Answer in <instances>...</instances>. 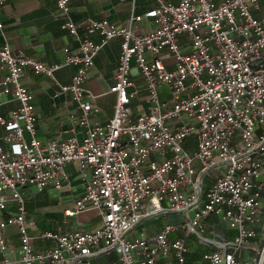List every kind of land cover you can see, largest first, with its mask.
<instances>
[{
    "label": "built area",
    "instance_id": "2783aa9c",
    "mask_svg": "<svg viewBox=\"0 0 264 264\" xmlns=\"http://www.w3.org/2000/svg\"><path fill=\"white\" fill-rule=\"evenodd\" d=\"M156 2L130 16L147 18L142 32L88 18L81 35L68 15L69 0H56L65 15L61 26L78 41L74 50L63 48L60 62L0 46V98L18 102L0 111V264H91V257L109 251L119 264H264V242L247 260L238 256L256 233L247 224L264 223V0ZM94 31L102 34L99 42L89 37ZM115 35L121 36V48L109 86L116 95L113 115L105 124H90L94 105L83 82L95 54ZM163 51L173 57L172 67ZM73 64L71 82L59 83L56 70ZM133 65L144 79L148 107L134 116ZM27 68L51 78L60 93H71L81 112L69 119L73 129L85 125L81 139H38L33 93L23 81ZM162 85L167 98L161 97ZM66 161L76 164L82 182L66 214L94 206L101 223L32 235L29 228L36 226L28 218L23 187L61 188L68 178ZM213 171L216 177L207 183ZM169 212L186 218L155 233L135 231L143 218ZM222 221L236 230L231 240L216 237ZM11 224L19 234L15 259L8 257L4 235ZM180 228L182 235H174ZM187 232L203 241L198 256H192ZM35 237L54 244L35 249Z\"/></svg>",
    "mask_w": 264,
    "mask_h": 264
},
{
    "label": "crops",
    "instance_id": "0c3cea01",
    "mask_svg": "<svg viewBox=\"0 0 264 264\" xmlns=\"http://www.w3.org/2000/svg\"><path fill=\"white\" fill-rule=\"evenodd\" d=\"M178 1V0H172ZM156 0H69L68 15L78 24V32L86 33L84 21L88 18L98 21L107 20L118 25L127 26L135 32L146 29L147 18L130 20L133 13L142 14L156 5ZM65 15L56 5V0H0V46L8 43L13 52H23L26 55L47 63L60 62L64 59V47L76 49L78 41L61 24ZM89 37L99 42L102 34L99 31L89 33ZM121 36L115 35L107 39L102 48L95 54L94 64L88 68L87 77L83 82L87 89L86 98L94 108L88 114L90 124H105L112 117L115 102V92L109 91V86L114 82V74L120 54ZM148 57L151 54L148 53ZM164 62L172 67L173 57L167 52H162ZM76 65H67L59 68L55 76L59 83L71 82ZM132 77L136 82L137 94L130 101L132 115L147 111L145 101L146 87L144 79L136 65L132 66ZM26 86L33 93V102L37 113V137L46 142L52 137L67 138L76 136L81 139L85 132L84 124H77L72 128L69 114L79 115L81 109L72 99L70 92L60 93L59 86L48 76L36 74L30 68L26 69L23 79ZM161 97H169L168 89L161 86ZM0 111L7 113L18 106V102L7 96H1ZM4 132L0 126V135ZM198 165V163H197ZM68 178L61 188L49 185L41 190L35 186H24L23 195L28 218L35 221L36 227L29 228V233L34 235L40 230H67L90 229L101 223V214L94 206H87L73 215H67L66 210L74 208L75 201L82 193V182L78 176L76 164L66 161L64 164ZM216 177L211 172L206 178L207 183ZM264 177V171H262ZM180 213L169 212L143 218L135 229H145L148 233L159 231L165 223H178ZM182 216V215H181ZM256 233L248 238L249 246L240 249L238 256L245 261L255 255L262 242L264 223H248ZM226 222H220L216 228V237L221 240H231L236 230L231 232ZM134 232V231H133ZM4 235L10 245L8 257H18L19 234L16 224L8 225ZM182 235V234H174ZM189 246L194 250L192 256H198V250L188 240ZM54 240L35 237V249L52 246ZM1 256V254H0ZM91 264H119L115 251L101 252L91 257Z\"/></svg>",
    "mask_w": 264,
    "mask_h": 264
},
{
    "label": "rangeland",
    "instance_id": "374dc122",
    "mask_svg": "<svg viewBox=\"0 0 264 264\" xmlns=\"http://www.w3.org/2000/svg\"><path fill=\"white\" fill-rule=\"evenodd\" d=\"M179 215V214H178ZM179 220L181 219V221H182V219L184 218H186V216H181V214L179 215ZM139 229H135V231H138ZM231 232H233V229H229ZM183 233V229H178L177 231H176V234H182ZM186 237H187V239L191 242V244L194 246V247H196L197 249H202L203 248V241H202V239L195 233V232H187L186 233ZM262 242H264V239H262ZM262 242H261V244H262Z\"/></svg>",
    "mask_w": 264,
    "mask_h": 264
}]
</instances>
